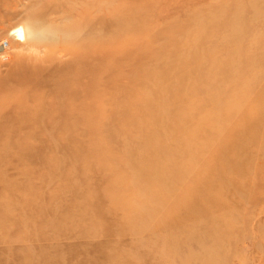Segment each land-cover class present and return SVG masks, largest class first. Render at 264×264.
<instances>
[{
	"label": "rangeland",
	"instance_id": "1",
	"mask_svg": "<svg viewBox=\"0 0 264 264\" xmlns=\"http://www.w3.org/2000/svg\"><path fill=\"white\" fill-rule=\"evenodd\" d=\"M84 1L130 27L73 24L78 0H0V264H264V0ZM31 15L28 45L10 32ZM100 38L110 60L61 50ZM16 64L55 86L7 81ZM23 111L55 133L20 130Z\"/></svg>",
	"mask_w": 264,
	"mask_h": 264
},
{
	"label": "bare ground",
	"instance_id": "2",
	"mask_svg": "<svg viewBox=\"0 0 264 264\" xmlns=\"http://www.w3.org/2000/svg\"><path fill=\"white\" fill-rule=\"evenodd\" d=\"M78 1H79L78 9L76 8V6L74 9H70L69 14L67 16V19L72 18V16L74 15L77 17V21H73V24H78L80 26H91V25H95L96 23L102 20H107L109 18V20H112V24H111V27L106 32L108 33L109 31H111L112 33L113 32L117 33L123 29L130 27L128 25H131V21L133 20L132 14L130 15L128 12H123L121 6H119L117 9L116 8L113 9L107 6L108 3H101L97 5L89 4L87 8L81 10L82 8H80L81 7L80 5H83L81 2H83L84 0H78ZM40 11L41 10L39 9L36 11V13H40ZM29 17L33 21L31 22V24L29 25L27 24L28 26L25 31H23L24 29V26H23V29L21 27H17L10 32L11 34L14 33L17 39L24 41L28 45L31 44V40H33L38 34V30L35 25H38V23L40 24V22L37 21L38 19L35 16L31 15ZM101 38L98 41L93 42V43H89V44L81 43L76 47H65V48H62L61 50H63L65 53L71 54L72 56L76 57L75 61L80 60V62L82 61L85 62V61H91V60L98 59L97 61L99 62V61L110 60L109 58L110 49H108V45L106 43H103V40ZM30 49L31 48L29 47V50ZM111 51H112V48H111ZM136 51L137 50H135L132 45L131 48L128 46L127 49L121 52V54L124 55V57H129L132 59V58L137 57L138 52ZM143 58L144 56L141 55L140 59L142 60ZM88 67H91V65H88ZM130 68L131 67H129V69ZM136 70L137 68H134V72L131 75H129V79H132V81L134 80ZM44 75H47V77L50 78V82L48 84L55 86V77L51 79L49 74H46L44 72H37V71L33 72L32 69H29V68L25 69V67L22 66L21 64H16L13 70L7 73L5 79H7V81L9 82H14V83H18L22 81V82H26L29 84H34L36 83L37 80H40V82L43 81ZM87 83L91 85V82L89 79L87 80ZM84 89L86 90L87 87L85 86ZM68 97L73 103L71 107L74 110L71 113V115L68 113L67 115H69L72 119L77 120V121H83V119L86 120V114L87 116L89 115L90 117V114H89L90 104L88 103L87 90L86 91L80 90V88L76 87L75 89H72L68 93ZM128 107L129 106H125L124 104H121V105L116 104L114 114H112V116H116L115 114H119L121 115L119 118H124V119L130 118V114H128L127 112H129L131 109ZM81 111L84 112L85 118L83 117V115L81 116L79 114V112ZM31 115L32 113H28L27 111L14 112L12 114L13 118H11L10 121H13V123L17 127H19L20 130L22 129L23 130L25 129L36 130L34 132H39V130L40 132L43 130H47L50 134L55 133V120H53L54 117L51 120H46V118L39 113L37 116L35 115L31 116Z\"/></svg>",
	"mask_w": 264,
	"mask_h": 264
}]
</instances>
